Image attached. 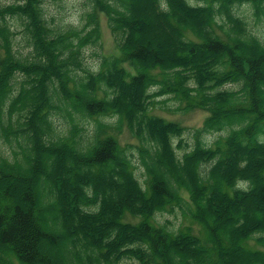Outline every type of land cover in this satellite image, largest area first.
Returning a JSON list of instances; mask_svg holds the SVG:
<instances>
[{"label":"trees","instance_id":"obj_1","mask_svg":"<svg viewBox=\"0 0 264 264\" xmlns=\"http://www.w3.org/2000/svg\"><path fill=\"white\" fill-rule=\"evenodd\" d=\"M89 1L82 28L46 0L0 5V264H60L49 247L80 236L75 264H264V41L236 9L264 0ZM100 13L118 52L91 69ZM166 94L209 113L181 156L185 126L152 112ZM176 206L197 230L157 220Z\"/></svg>","mask_w":264,"mask_h":264},{"label":"rangeland","instance_id":"obj_2","mask_svg":"<svg viewBox=\"0 0 264 264\" xmlns=\"http://www.w3.org/2000/svg\"><path fill=\"white\" fill-rule=\"evenodd\" d=\"M18 0H0V5L11 3ZM144 1V0H142ZM191 4H196V0H189ZM145 2V1H144ZM143 3V2H142ZM92 6L89 0H46L45 4V16L48 19L51 25H75L82 28L87 22L86 12L91 10ZM145 9L149 11L150 7L146 6ZM238 13L243 16L248 22L253 32L260 36V38L264 41V15L257 19L253 15V9L249 4H244L243 6H239L236 8ZM152 11V10H150ZM100 28H101V37L98 43L88 45L85 48V63L91 69H97L100 56L115 54L118 52V48L116 45V41L112 34L111 29L108 26L107 17L104 13H100ZM12 25L14 30L17 31L15 36L16 42L20 44V49L22 52H26L29 50V45L27 42L26 35L23 32V27L20 23L13 19ZM89 27V26H87ZM79 75H82V71L79 72ZM228 86V85H227ZM154 91L155 89H151ZM155 100L159 101L152 109V112L165 117L166 119L173 120L179 122L181 125L185 126L184 134L182 135L183 139V147L177 148L178 154L181 156L184 151H188L192 149L196 143V131L200 129L206 117L208 116V112L204 109L195 108L188 111L185 110H175V108L179 107L181 103L174 98L172 94L160 95L154 97ZM66 103V102H65ZM65 103L63 105H65ZM104 121L113 122L116 118L111 117H103ZM60 126L65 125L64 119L57 120ZM84 126L88 131H90L94 126V121L92 119H88L87 122L84 123ZM227 131H218V132H209L204 133L202 138L206 144H212V142L217 139L220 135L226 134ZM120 142L122 144H126L128 142L138 146L139 140L135 138L128 128L125 126L122 133L117 134ZM179 138H175V144L178 143ZM137 149V148H136ZM135 147V153H137ZM138 156V153H137ZM262 156V154H261ZM144 169L142 166H139L136 169V174L139 177V180L144 185L143 175ZM168 183H170L168 179ZM43 186H41V193H44ZM256 208L252 207L250 214L255 215ZM188 211L185 208H180L176 206L173 212L164 211L162 213L157 214V220L162 223H167L169 227L173 230H177L180 227L192 225L194 228H198L196 223L192 220V218L188 215ZM126 219H133L130 214L126 215ZM136 221V219H133ZM82 241H86L80 236L79 241L77 243L67 241L60 243L58 246L52 248L49 247L50 253L54 255V262L60 264H75V260H77V254L84 257L85 255L91 253L89 250L84 253L82 249L79 248L81 246ZM79 243V245H78ZM78 245V247H77ZM80 249V250H79ZM98 254L96 252L92 253L91 257H96ZM89 258H84L83 263L86 264Z\"/></svg>","mask_w":264,"mask_h":264}]
</instances>
